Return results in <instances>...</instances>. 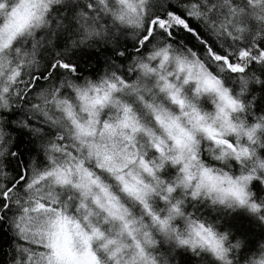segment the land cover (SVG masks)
I'll list each match as a JSON object with an SVG mask.
<instances>
[{
    "label": "snow or ice",
    "instance_id": "1",
    "mask_svg": "<svg viewBox=\"0 0 264 264\" xmlns=\"http://www.w3.org/2000/svg\"><path fill=\"white\" fill-rule=\"evenodd\" d=\"M0 233V264H264V0H0Z\"/></svg>",
    "mask_w": 264,
    "mask_h": 264
},
{
    "label": "trees",
    "instance_id": "2",
    "mask_svg": "<svg viewBox=\"0 0 264 264\" xmlns=\"http://www.w3.org/2000/svg\"><path fill=\"white\" fill-rule=\"evenodd\" d=\"M226 223H229V224L235 223L237 226H240L242 224L243 227H245V228L251 227L245 220H243V218H240L236 221L228 220L226 218ZM252 231H256V229L253 228ZM8 239L9 238L7 237L6 234L0 233V248H6L7 247Z\"/></svg>",
    "mask_w": 264,
    "mask_h": 264
}]
</instances>
